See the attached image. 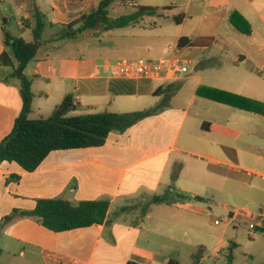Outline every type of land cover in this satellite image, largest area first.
Listing matches in <instances>:
<instances>
[{
    "label": "crops",
    "instance_id": "1",
    "mask_svg": "<svg viewBox=\"0 0 264 264\" xmlns=\"http://www.w3.org/2000/svg\"><path fill=\"white\" fill-rule=\"evenodd\" d=\"M100 1L0 0V60L7 50L5 33L31 42L36 12L46 24L43 46L25 70L35 96L30 119L49 118L68 95L74 97L75 115L154 111L126 131L110 134L101 147L52 152L34 172L16 162L0 164V259L8 264H183L184 255L200 243L203 218L222 210L228 216L237 212L233 221H253L251 215L259 211L222 201L235 188L241 196L248 193L249 205L264 211V202L259 203L264 190L242 177L256 174L264 181V115L200 94L219 91L264 106V0H212L208 8L223 29L212 36L185 37L194 43L180 48L190 60L189 73L167 82L112 78L118 61L141 59L134 58L139 47L124 40L136 39L138 29L158 30L154 17L94 38L112 45L97 50L107 56L100 63L91 61L87 51L65 52L73 49L74 40H59L62 28L91 14ZM125 7L141 6L134 0ZM186 8L203 9L197 0H187ZM233 13L249 23L250 35L234 28ZM186 15L182 27L192 19ZM195 62L198 70L192 73ZM8 71L0 69V77ZM23 105L20 82L0 80V143L13 132ZM227 108L246 115L227 113ZM167 192L170 204L154 203ZM57 199L107 201L111 226L55 233L35 217L7 220L16 211H35L39 201ZM146 206L149 213L143 218Z\"/></svg>",
    "mask_w": 264,
    "mask_h": 264
},
{
    "label": "trees",
    "instance_id": "2",
    "mask_svg": "<svg viewBox=\"0 0 264 264\" xmlns=\"http://www.w3.org/2000/svg\"><path fill=\"white\" fill-rule=\"evenodd\" d=\"M132 1L134 0H101L91 14L63 27L58 35L59 40H77L86 32H90L92 38L98 39L106 32L139 26L147 17L164 18V12L172 10L171 7L141 6L135 7L132 14L118 18L111 16L110 10L114 5L125 6ZM186 19L187 15L182 13L175 17L174 21L176 25L181 26ZM230 22L242 34H251V26L239 13H233L230 16ZM45 28L43 16L36 12L31 42L16 39L9 33H5L7 50L0 60V69H10L6 76L0 77V80L3 82L18 80L24 102L22 113L16 121L13 132L0 143V164L16 162L29 173L34 172L52 152L101 147L110 134L124 132L154 113L152 110L127 114L104 111L98 114L75 115L74 97L68 95L49 118L30 119L35 96L32 92L33 81L25 75V70L37 59L43 46ZM190 46H194L190 39L183 37L179 40V48ZM200 94L235 109L264 115V106L240 96L213 90H204ZM171 196V193L167 192L163 196L155 197L154 203L170 204ZM195 200L202 201L200 198ZM109 210L110 203L107 201L74 204L63 199L42 200L38 202L35 211H16L7 220L14 216L35 217L43 227L55 233H62L95 225L105 224L110 227ZM148 213L149 207L146 206L142 209V217H146ZM256 233L264 235V224L256 228ZM204 254L205 248L199 247L197 253L193 255V264H200ZM168 264L180 263L170 261Z\"/></svg>",
    "mask_w": 264,
    "mask_h": 264
},
{
    "label": "rangeland",
    "instance_id": "3",
    "mask_svg": "<svg viewBox=\"0 0 264 264\" xmlns=\"http://www.w3.org/2000/svg\"><path fill=\"white\" fill-rule=\"evenodd\" d=\"M199 4H202L203 9H191L189 11L186 8L187 0H135L138 6H160V8H166L167 6H178L177 9L164 12V18L158 20L156 16L153 18L154 21L159 22L161 25L158 30H141L138 29L139 36L136 39L124 40L125 43L132 42V44L139 47L138 52L134 55V58H141L147 61L156 60L159 58L170 57L172 51L169 46L175 48L178 38L190 37L198 38L199 36H212L222 30V23L218 19L217 15L212 9H209L212 0H197ZM207 7V8H206ZM135 10L132 7L125 6H114L110 10V14L114 18L125 16L127 13ZM186 13L192 16V19H188L186 24L182 26L176 25L174 19L181 13ZM14 26V25H13ZM30 33V32H29ZM32 40L31 38L27 39ZM44 40H47V32L44 35ZM108 41V38H106ZM117 39L114 42H119ZM74 45L73 49H66L65 52H76L87 51L90 60H97L100 63L101 60L105 59L104 53L97 51L99 48H105L109 43L100 45L99 42L92 38L90 32H86L79 40L71 42ZM79 50V51H77ZM42 54L44 52H41ZM113 58V55H109ZM198 61V59L196 60ZM96 62V63H97ZM197 62L191 68L192 73L198 70L196 69ZM240 78V77H239ZM242 78V77H241ZM240 78V79H241ZM216 107V106H213ZM227 113L236 114L238 117L246 115L244 112H240L231 108H227ZM231 114H228L231 116ZM254 170L262 172L261 169L255 168ZM255 171V172H256ZM244 181L252 182L254 188L264 190V181L260 179L256 174L252 176H242ZM247 190L250 187L246 186ZM248 193L244 192V195H240L238 189H234L232 197H222L223 202H228L229 205L242 204L243 206L251 207L255 212H261L256 209L255 205H249L247 201ZM243 200V201H242ZM218 201V202H222ZM256 202V201H255ZM262 198L259 203H263ZM240 214L244 215V212ZM248 216V215H245ZM219 221L216 225L215 221ZM249 221H236L231 220L228 215L222 210H217L213 216L202 219L201 233L199 234L200 243L199 247L205 248L204 258L200 264H264V235L251 234ZM223 244L221 245V243ZM196 247L193 252L188 251L182 258L183 264H193V255L197 253L198 248ZM17 263V261H15ZM23 261L21 260V264ZM0 264H8L6 259H0Z\"/></svg>",
    "mask_w": 264,
    "mask_h": 264
},
{
    "label": "built area",
    "instance_id": "4",
    "mask_svg": "<svg viewBox=\"0 0 264 264\" xmlns=\"http://www.w3.org/2000/svg\"><path fill=\"white\" fill-rule=\"evenodd\" d=\"M172 55L159 60L145 59H122L117 62L116 69L112 73L115 80L130 81H161L167 82L184 77L189 73L190 60L181 54L177 46L170 47ZM75 105V103H74ZM237 212H232L229 218L233 220ZM253 221L250 223L251 234H256V228L264 224V211L251 215ZM218 225L219 221H215Z\"/></svg>",
    "mask_w": 264,
    "mask_h": 264
}]
</instances>
